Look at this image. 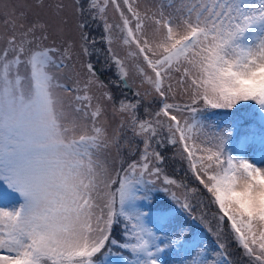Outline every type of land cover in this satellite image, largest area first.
Wrapping results in <instances>:
<instances>
[{"label":"snow or ice","instance_id":"6c2138e0","mask_svg":"<svg viewBox=\"0 0 264 264\" xmlns=\"http://www.w3.org/2000/svg\"><path fill=\"white\" fill-rule=\"evenodd\" d=\"M0 264H264V0H0Z\"/></svg>","mask_w":264,"mask_h":264},{"label":"rangeland","instance_id":"374dc122","mask_svg":"<svg viewBox=\"0 0 264 264\" xmlns=\"http://www.w3.org/2000/svg\"><path fill=\"white\" fill-rule=\"evenodd\" d=\"M18 2L20 3H26V4H32L34 5L36 0H18ZM47 2V0H46ZM154 2V0H141V5H145V4H152ZM65 3H71V0H65ZM123 6V5H122ZM39 9H34V11H37ZM109 20L112 21L113 19H118V17H116V14L114 12V10L111 8V6L109 7L108 13H107ZM102 32V28L101 29H96L93 31L92 35L94 36H99L100 33ZM100 47H103V45H100ZM117 51L120 52L121 55L124 54V49H121L117 46ZM113 72L115 71V69L112 70ZM108 76L112 75V72L107 73ZM104 78V77H102ZM113 91H117L116 89H113ZM219 116H223L225 119L227 118L225 113L223 112V110H221L220 112H218ZM212 119H216L215 117H212ZM167 155L171 156L172 155V151L171 149H169ZM166 167V171L169 175H174L177 179H184V175L183 172L181 171L178 175L173 171L174 168H183V165L180 163L179 160L176 161H169L168 164L165 166ZM186 182L190 185V186H196V182L194 180V178L191 177V174L188 175ZM175 191L177 192V195H182V190L181 189H175ZM199 214V213H197ZM212 227L215 228V223H212ZM214 239L211 234H209V240ZM235 249V245H232V247L229 249V251H233ZM114 251H116V249H113ZM127 255V253H125Z\"/></svg>","mask_w":264,"mask_h":264}]
</instances>
